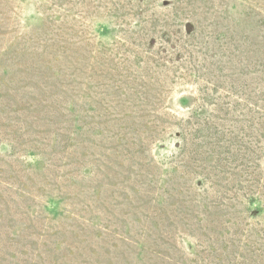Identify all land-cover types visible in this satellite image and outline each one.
Segmentation results:
<instances>
[{
	"label": "rangeland",
	"instance_id": "obj_1",
	"mask_svg": "<svg viewBox=\"0 0 264 264\" xmlns=\"http://www.w3.org/2000/svg\"><path fill=\"white\" fill-rule=\"evenodd\" d=\"M0 264H264V0H0Z\"/></svg>",
	"mask_w": 264,
	"mask_h": 264
},
{
	"label": "water",
	"instance_id": "obj_2",
	"mask_svg": "<svg viewBox=\"0 0 264 264\" xmlns=\"http://www.w3.org/2000/svg\"><path fill=\"white\" fill-rule=\"evenodd\" d=\"M190 104V99L188 97H181L180 98V105L183 106V107H186Z\"/></svg>",
	"mask_w": 264,
	"mask_h": 264
}]
</instances>
